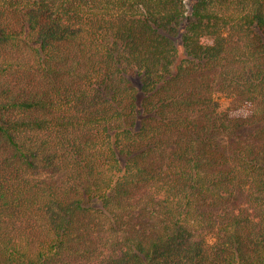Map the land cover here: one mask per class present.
Returning a JSON list of instances; mask_svg holds the SVG:
<instances>
[{
    "label": "trees",
    "instance_id": "obj_1",
    "mask_svg": "<svg viewBox=\"0 0 264 264\" xmlns=\"http://www.w3.org/2000/svg\"><path fill=\"white\" fill-rule=\"evenodd\" d=\"M0 264H264V0H0Z\"/></svg>",
    "mask_w": 264,
    "mask_h": 264
}]
</instances>
